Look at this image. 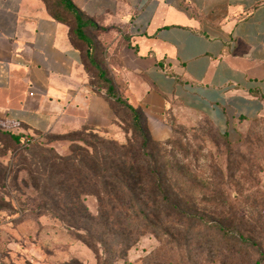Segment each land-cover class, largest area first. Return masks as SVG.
<instances>
[{"label":"crops","instance_id":"0c3cea01","mask_svg":"<svg viewBox=\"0 0 264 264\" xmlns=\"http://www.w3.org/2000/svg\"><path fill=\"white\" fill-rule=\"evenodd\" d=\"M99 30L112 82L154 140L208 120L228 137L264 118V0H70ZM0 127L125 133L44 0H0Z\"/></svg>","mask_w":264,"mask_h":264},{"label":"trees","instance_id":"16d2710c","mask_svg":"<svg viewBox=\"0 0 264 264\" xmlns=\"http://www.w3.org/2000/svg\"><path fill=\"white\" fill-rule=\"evenodd\" d=\"M44 2L52 18L68 26L84 71L94 91L109 103L126 142L86 128L43 135L2 130L19 150L28 177L22 183L36 194L38 214L53 211L91 249L97 264L101 251L109 248L107 240L113 241L114 255L122 257L145 233L162 241L146 256L148 264H188L181 257L179 263L171 259L182 249L190 264H264V192L226 194L230 182L192 169L189 145L174 136L185 125L174 124L169 139L154 140L143 113L118 92L100 65L105 58L96 35L99 28L70 0ZM49 134L76 137L70 140L69 152L61 154L37 141ZM216 134L230 146L225 133ZM179 145L183 147L176 149ZM177 153L185 158L173 165L171 157ZM197 194L212 197L220 208L217 214L193 207L191 196ZM86 195L96 198V214L86 207Z\"/></svg>","mask_w":264,"mask_h":264},{"label":"rangeland","instance_id":"374dc122","mask_svg":"<svg viewBox=\"0 0 264 264\" xmlns=\"http://www.w3.org/2000/svg\"><path fill=\"white\" fill-rule=\"evenodd\" d=\"M103 56L105 58V54ZM100 65L109 73L105 59ZM2 130L0 127V210L5 222L0 229V264H97L91 249L72 235L67 225L54 217L53 211L42 216L38 214L40 211L35 209L34 201L36 194L22 183L28 177L22 169L19 150ZM216 133L219 132L214 126L200 119L192 126L177 128L174 136L181 137L182 145H189L187 160L192 169L230 182L226 194H256L259 189L264 192V118L237 127L228 138L229 147ZM75 137L73 134H49L38 137L37 141L64 154L69 152L70 140ZM182 147L179 145L176 149ZM177 154L171 157L173 165H179L185 158ZM83 200L89 212L96 214V198L86 195ZM191 202L200 211L217 214L220 209L208 195L191 196ZM161 243V239L145 233L124 256L118 257L114 255L115 247L109 239V248H106L107 252L101 251L99 264H148L146 256ZM183 250H179L180 255L171 254V259L179 263L181 257L190 264ZM154 264H160V261Z\"/></svg>","mask_w":264,"mask_h":264},{"label":"built area","instance_id":"2783aa9c","mask_svg":"<svg viewBox=\"0 0 264 264\" xmlns=\"http://www.w3.org/2000/svg\"><path fill=\"white\" fill-rule=\"evenodd\" d=\"M5 222V216L3 214L0 213V229L2 228V225Z\"/></svg>","mask_w":264,"mask_h":264}]
</instances>
